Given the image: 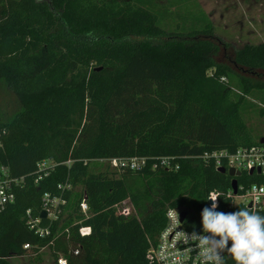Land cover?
<instances>
[{"label": "trees", "instance_id": "trees-1", "mask_svg": "<svg viewBox=\"0 0 264 264\" xmlns=\"http://www.w3.org/2000/svg\"><path fill=\"white\" fill-rule=\"evenodd\" d=\"M227 53L195 0H0V78L21 106L0 122V168L24 182L0 213V264L46 247L66 264H152L146 253L167 210L186 212L182 225L197 233L210 193L217 211H237L226 198L233 179L201 158L264 139L246 123L250 115L264 122V42ZM132 158L146 167L119 179L84 165ZM164 158L176 169H151ZM43 160L59 165L36 184ZM235 180L264 184L246 173ZM66 182L75 188L64 196L68 233L54 240L55 225L39 239L26 211L36 217L43 195ZM126 199L136 217L112 210ZM225 261L234 264L227 253Z\"/></svg>", "mask_w": 264, "mask_h": 264}, {"label": "built area", "instance_id": "built-area-1", "mask_svg": "<svg viewBox=\"0 0 264 264\" xmlns=\"http://www.w3.org/2000/svg\"><path fill=\"white\" fill-rule=\"evenodd\" d=\"M204 163H210L218 170L224 168L226 171L232 169L234 172L246 173L248 175L264 176V144L255 147L238 149L233 153L227 151H219L212 153H205L202 156ZM172 160L164 158L156 163L150 165L151 169L157 167L164 169H176L175 165L171 164ZM86 163L95 164L105 170H108L114 179H119L120 174L124 170L140 171L147 165L146 159H96ZM67 167L71 165V161L63 163ZM59 164L51 160H43L36 165L35 183L48 177L53 169ZM257 170L259 174H257ZM252 172L251 174H249ZM238 178V177H237ZM236 179V178H235ZM24 186L21 179H10L4 168H0V213L4 212L11 206L16 199L15 191ZM58 194L55 196L46 193L41 198V210L36 217H33L31 211H26V225L37 238L44 239L52 235V229L56 225L54 240L64 237L68 233L67 229L60 230L62 220L65 217L64 208L67 204L65 195L67 192L74 191L75 188L68 182L57 185ZM216 194L215 192H212ZM211 194V193H210ZM209 197V196H208ZM229 199V210H237L238 208L248 207L258 213L264 212V184L252 183L246 186L236 187V193L229 190L226 194ZM208 199V198H207ZM208 207H211L212 201L207 200ZM218 203V201H217ZM112 210L117 216L124 219L136 217L132 205L128 199L112 207ZM170 210V209H169ZM169 210L165 213V225L158 234L155 243H149V249L146 253V260L152 264H199V259L195 251H190L186 247L189 245L183 244L180 241L179 231H184L191 234L192 232L186 230L180 222V227L172 221L169 216ZM44 211L46 217L44 220L39 218L40 212ZM88 205L86 203V196L83 195L79 203V213L84 216V220L88 216ZM179 214L180 211L176 209ZM79 224V222H78ZM78 233L81 237L88 236L89 228L80 227ZM29 245H24L23 250L29 249ZM79 251L74 249L71 254L77 256ZM57 264H66L65 258H57Z\"/></svg>", "mask_w": 264, "mask_h": 264}, {"label": "clouds", "instance_id": "clouds-1", "mask_svg": "<svg viewBox=\"0 0 264 264\" xmlns=\"http://www.w3.org/2000/svg\"><path fill=\"white\" fill-rule=\"evenodd\" d=\"M218 199L217 194H209L211 207L201 212L203 232L179 231V242L197 253L199 264H226L225 253L234 264H264V215L248 207L217 211ZM169 216L180 227L176 209H170Z\"/></svg>", "mask_w": 264, "mask_h": 264}, {"label": "rangeland", "instance_id": "rangeland-1", "mask_svg": "<svg viewBox=\"0 0 264 264\" xmlns=\"http://www.w3.org/2000/svg\"><path fill=\"white\" fill-rule=\"evenodd\" d=\"M44 1V0H37ZM214 29V35L228 46L227 57L232 50L245 45L256 46L264 42V0H195ZM21 109L16 96L6 89L0 78V122H7ZM247 126L252 134L264 137V122L259 116H248ZM105 170L103 168H99ZM90 170H95L90 166ZM107 172V171H106ZM79 191V187L76 188ZM72 249V248H69ZM71 252V251H70ZM69 252V253H70ZM49 247L39 250L35 255L13 258L10 264H57ZM57 258L62 257L55 252Z\"/></svg>", "mask_w": 264, "mask_h": 264}, {"label": "water", "instance_id": "water-1", "mask_svg": "<svg viewBox=\"0 0 264 264\" xmlns=\"http://www.w3.org/2000/svg\"><path fill=\"white\" fill-rule=\"evenodd\" d=\"M260 144H264V139H261ZM218 173L220 174H227L230 178H232L233 180L231 181V190L233 191V194L236 193V187H237V183L236 180L234 178H237L240 176V173L238 172H234L232 169H229L228 171H226L224 168H220L217 170ZM252 172H250L249 174H251ZM257 174H259V171L257 170ZM187 213L186 212H181L180 213V222H183L184 218L186 217ZM46 217V213L44 211L40 212L39 218L41 220H44Z\"/></svg>", "mask_w": 264, "mask_h": 264}]
</instances>
